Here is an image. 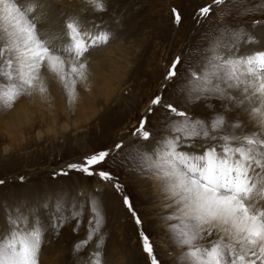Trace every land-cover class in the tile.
Segmentation results:
<instances>
[{"label": "rangeland", "instance_id": "obj_1", "mask_svg": "<svg viewBox=\"0 0 264 264\" xmlns=\"http://www.w3.org/2000/svg\"><path fill=\"white\" fill-rule=\"evenodd\" d=\"M257 36L264 0H0V264H264V207L227 237L221 202L202 222L170 195L186 179L251 210ZM205 154L247 183H202Z\"/></svg>", "mask_w": 264, "mask_h": 264}, {"label": "bare ground", "instance_id": "obj_2", "mask_svg": "<svg viewBox=\"0 0 264 264\" xmlns=\"http://www.w3.org/2000/svg\"><path fill=\"white\" fill-rule=\"evenodd\" d=\"M35 16L36 17H39V15H35ZM30 36H32V34H29V35H27L26 37L23 38L24 39V43L27 42L25 40L27 38L29 40H32V38H30ZM87 37H88V41L87 42L83 41L85 43H83V42H81V43L80 42L79 43L78 42L75 43V44L79 45L77 47V49L81 48L83 44H84V46L89 45V44H93V43L95 44V42H97V41H95V39L98 38L99 36H97L96 33L92 32V31L90 33V31H89V33L87 34ZM257 38H258V36H257ZM100 39H101V42H102L103 38L100 37ZM259 41H260V44L263 43L264 42V36H262V38L259 39ZM58 42H60V41L58 40ZM48 54H50V53H48ZM48 62H49L50 68H52L54 66L53 60L50 59ZM257 70H258V68H254L253 67L252 68V73H257ZM261 82L262 81L260 80L259 83H258L259 86L262 85ZM209 100H211V99H209ZM200 153H197L196 154V157L198 156V159H201V157H200L201 154ZM205 155H207L206 163H205V165L201 169V176L205 180H203L202 183H205L206 180L209 181L210 179H207L210 176L209 174H214L215 172L218 174L217 177L219 178V188H224V187L220 186L221 184L223 185V183H226V184L228 183L230 185V187H232L231 182H233V181L230 178H234L235 181L237 183H240V184H244L245 182L247 183V179L250 178V176L248 174V171H247V168H244L243 165H239V162H238V165L235 164V167L236 168L233 166L235 168L234 169L235 171L233 173H230V169L228 168V166H231V164H226V162H223V161H220V160H215L211 155H208V154H205ZM176 158H177V156H176ZM185 159H186V157L184 158V156H183V159L178 158L176 160V162H175V165L182 166V164H184L186 162ZM225 160H226V158H225ZM197 165H198V162H195L194 164L186 163V166H187V169L186 170H187V172H188L189 169H191V170L195 169L197 167ZM226 174H228V176H226ZM185 180L186 179H184V181H181V182L173 181L172 184H171V186H170L171 187L170 195H171V197L173 198V200L176 203H178L180 205L184 203V204H186V206H189V205L192 206L194 204L193 206H196L197 210L199 211V212L197 211V213L195 212V213H192V214H188L187 213V215H185V217L190 218V217L194 216V218L196 220L200 219V221H202L203 219L201 220V218H202V213L203 212L201 211V209L204 210L202 207L205 206L204 204H206V205L208 204V202H207V200H208L210 202L211 206H212V204H216V203L218 204L219 202H221V205L220 206L221 207H226L224 209V211L226 212L225 216H227V217L225 219H223V220H220L218 223L216 222V224H217L216 226L227 237L229 236L228 230L229 231H235L234 230L235 226H240V228H241L240 230L243 232V234H245L252 225L258 226L259 223H257V222L259 221V218L257 217V214L261 213L262 212V207H264V173H262L261 175H257L256 177H253V179H252V181H253L252 186L249 187V189H250L251 192H250V195H248L247 197H248V199H251L250 201L252 202V205H251L252 208H251V210L248 211L247 213H244L245 211L242 212L241 209H240V207H239L240 205L237 204L236 205V209H235V213L234 214L232 213L231 215H230V213H231V206H233L236 203L230 197H227L226 196L227 194L224 196L222 193L218 194L216 192H212V191L210 192L207 189H204L205 187L202 186L203 184L202 185L200 184V185H194L193 186V185H191L189 182H187ZM249 184L250 183H248V185ZM228 190L236 191L233 188H230ZM214 191H215V189H214ZM212 197H214V198H212ZM215 197H216V199H215ZM237 199H238V197H237ZM247 205H249V204H247ZM218 208L216 207L214 209V211H212V212H215V210H218ZM194 209H195V207H194ZM187 210H185L184 213H186ZM192 211H194V210H192ZM183 214H181V215H183ZM209 214H211V213H209ZM209 214H207V215H209ZM213 214L216 216V213H213ZM252 215H256V217L258 218V221L257 220L254 221V218H252ZM203 216H205V215L203 214ZM210 218H212V217H210ZM207 220H208V217H207ZM216 220H218V218ZM211 222H213V223H211L212 225H215L214 224L215 223L214 221H211ZM209 223H210V221H209ZM194 229H195V227H194ZM258 235H259V233L257 234V236ZM255 242H256V245L258 247V250H260L263 253L264 252V245L262 243H264V242L261 243V242H259L258 239Z\"/></svg>", "mask_w": 264, "mask_h": 264}]
</instances>
